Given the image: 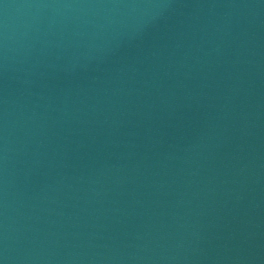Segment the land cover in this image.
<instances>
[{
  "label": "water",
  "instance_id": "95a60500",
  "mask_svg": "<svg viewBox=\"0 0 264 264\" xmlns=\"http://www.w3.org/2000/svg\"><path fill=\"white\" fill-rule=\"evenodd\" d=\"M117 264H264V181L180 233Z\"/></svg>",
  "mask_w": 264,
  "mask_h": 264
}]
</instances>
